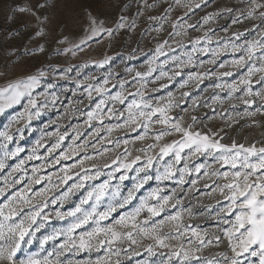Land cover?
Here are the masks:
<instances>
[{"label":"rangeland","instance_id":"374dc122","mask_svg":"<svg viewBox=\"0 0 264 264\" xmlns=\"http://www.w3.org/2000/svg\"><path fill=\"white\" fill-rule=\"evenodd\" d=\"M255 2L260 4L264 3V0H255ZM10 3L20 6L35 5L37 0H10ZM197 3L200 4L198 8L195 7ZM49 4L54 7L43 10V14L50 18V23L45 26L46 35L43 37H35L36 21L29 14L17 13L13 19H6L4 13L0 12V87H5L8 83L26 74H34L38 70L46 72L40 86L32 93L33 98L37 100L35 108L28 106V97L25 96L20 103L0 113V132L7 130L13 137L11 141H5L0 136V161L5 163V168L0 169V187L4 186L5 177L11 182L12 179L24 176L21 183L9 189V195L16 191L23 192L28 186L35 192L50 188L52 184H58L59 187L48 195L59 196L78 181L76 172L84 175L81 168L75 167L70 173L72 179L67 184H60L59 178L64 175L61 169L78 164L85 156L93 157L92 160H86L83 166L90 170L89 174L94 175L97 168L102 174L95 180L87 181L85 188L72 193L62 206L60 203L56 205L49 203L48 208L45 209L50 215L49 220L39 232H36L31 244L22 245L16 259L26 260L29 256L43 258L53 252L64 237L49 241L43 247L41 240L55 230L66 228L72 219L71 217L64 220L57 219L55 212L57 210L67 212L74 208L87 190L109 178L108 174L118 166L112 164V160L117 156L124 160L128 153L130 155L124 162L130 163L136 156H140L141 159L133 164L130 170L121 169L114 173L109 193L119 185L120 196L117 199L122 202L123 197L135 188L136 183L142 180L145 174L152 179L134 192V199L129 204L122 208L118 207L109 220L102 222L103 224L111 223L121 215L132 212L145 197L149 196V193L159 189L158 196H169L171 202L165 206L159 216L153 217V220L158 222L179 211L183 216V224L197 228L201 232H215L217 224L215 216L221 206L217 200L220 199L223 204L227 202L223 201L218 193H211L215 183H222L211 173L213 169L226 171L227 167H221L206 154L196 155L176 164L174 168L176 174L170 179L157 180L156 176L163 173L169 162L174 161L171 154L161 158L159 147L164 143L178 140L180 136L173 132L161 141H156L154 137L164 128L163 125L150 124L145 135L142 127L125 124L127 105L133 99L140 101L143 98L153 107H164L169 103V93H171V99L177 102V106L168 113L173 118V122L182 116L184 117L182 123L187 126L192 124L191 116H196L198 119L193 125L194 130L208 132L210 129L213 131L223 129L220 132L223 136L222 143L231 144L235 141L245 146L251 144H255L256 147L264 146V101L257 97L255 103L248 107L239 99L243 91L233 93L229 98L227 88L223 90L215 88L217 83L231 84L246 75V67L232 64L233 60L243 55V52H233L231 45L261 38L264 21L261 20L259 12L264 9H258L252 18H246L247 13L252 10L253 0H207L206 3L204 0H180L178 4L176 0H49ZM84 6H91L94 14L104 21L105 26L113 29L116 28L120 17H125L126 28L115 31L112 37L103 35L90 41V46L84 47L83 51H76L75 55L71 52L64 54L62 52L64 48L79 42L83 29L79 26L65 28L63 35L68 37V41L58 43L62 35L59 22L65 18L69 10L79 12ZM226 9L232 11H225ZM209 15L212 18L205 23L204 18ZM233 18H239L240 23L233 24ZM81 23H83L82 17ZM258 25L261 28H257ZM238 32L243 33L240 40L235 39V34ZM196 40H200V44L196 47L207 48L208 51L194 52L193 42ZM165 41L167 44L162 49L163 54L157 53L158 45ZM40 45L45 49L42 53L37 51ZM225 45L228 46L225 48ZM213 49H221V51L213 57ZM189 53L193 58L192 64L186 63ZM106 57L112 59L101 67L99 62ZM174 57L178 59H173ZM211 60H215V63H209ZM221 64L225 67L221 68ZM224 71H231L232 75H212ZM162 72L167 75H162ZM177 72L180 74L176 75ZM194 72L207 73V75L201 82L189 81L190 73ZM137 73L141 75L137 76ZM260 75L262 74L257 73L253 77V91H259L264 86L256 82ZM105 80L108 81L107 84L104 83ZM185 81L188 83L185 87H181ZM121 83L124 85L123 88L120 87ZM49 84L53 87L49 88ZM97 87H103L105 91L97 93L95 91ZM117 92L123 94L125 98L123 104L112 100ZM183 92H188L190 95L183 97L181 95ZM137 93L142 94V97ZM214 97L219 99L214 100ZM101 100H104L105 104L101 106L98 115L102 117L103 123L99 118L86 123V113L95 110L96 104ZM26 106L32 113L31 119L25 116L18 123L15 122L16 118L25 112ZM257 107H261L262 111L252 116L245 115L246 110L255 112ZM109 109L114 111L110 112ZM37 111L39 115L35 114ZM120 112H124V117L118 115ZM117 124L123 127L115 128ZM110 127L113 131L108 132L107 129ZM138 135H145V139H136ZM60 136L64 137L62 141L59 139ZM125 140L129 143L124 144ZM117 141L119 146L116 144ZM57 143L59 147L49 153L48 150ZM154 143L157 147L150 149L149 145ZM5 144L7 149L4 147ZM17 148L23 151L15 157L5 156L6 150L12 152ZM62 153H72L71 159L66 161L61 159L60 163H56V159ZM182 155L187 157L188 150L186 149ZM29 156L34 158L29 160ZM149 157L153 158L152 166L146 169V173H137L136 170L144 167ZM21 160L25 161L23 169L20 172H13L12 169ZM105 162L111 167H103ZM185 163L190 169L201 164L206 167L202 168L200 173L192 171L190 175H185V182L180 184L179 169H183ZM93 164L97 168H93ZM34 168L39 169L36 176H50L51 181L45 179L40 184L29 185ZM205 171L209 173L208 176L204 175ZM121 175H126L127 179L121 181ZM192 180H196L197 183L193 185ZM205 184L209 187H205ZM29 195H32V192ZM177 200L180 201L179 204H176ZM110 201V195L106 196L98 211H104ZM3 202L4 198L0 197V203ZM91 203L90 201L89 205ZM148 203L156 204L157 200L149 199ZM173 204L176 206L172 207ZM89 205H85V208ZM147 215L145 211L141 213L139 219L143 220ZM79 231L81 230H77V233ZM189 238H191L190 232L180 241L184 243L185 248L188 247ZM27 239L29 238L26 237ZM150 243L151 240L143 237L139 238L137 244L125 242L120 245L119 256H112V261L118 259L120 264H161L167 259L169 249L156 248L153 255L147 251V245ZM220 253H225L229 257L232 255L224 244L219 246L213 244L196 255L201 258L200 264H205L206 261L227 264ZM104 255L103 249L93 250L90 253H66L61 260H95ZM240 259L244 264L250 262L258 264V258L249 257L247 254ZM171 264H178V261L174 259ZM193 264L196 262L193 261Z\"/></svg>","mask_w":264,"mask_h":264},{"label":"snow or ice","instance_id":"6c2138e0","mask_svg":"<svg viewBox=\"0 0 264 264\" xmlns=\"http://www.w3.org/2000/svg\"><path fill=\"white\" fill-rule=\"evenodd\" d=\"M180 0H176L178 4ZM206 3L207 0H204ZM54 5L49 4V0H37L35 5H16L10 3V0H0V12H3L6 19H13L17 13L29 14L36 21L35 37H43L46 35V25L50 23L48 15L43 14V10ZM195 7H200L197 3ZM258 9H264V3L257 4L253 0L252 10L247 13L246 18H252ZM225 11L231 12V9ZM259 16L264 21V11L259 12ZM81 17L83 23H81ZM211 15L204 18V22L207 23L211 19ZM151 19H156L151 17ZM125 17L121 16L120 21L117 23L116 28L106 27L104 21L94 14L91 6H84L79 12L69 10L65 18L59 22V28L61 31V39L58 43H67L68 37L63 35L65 28L69 26H79L83 29V35L78 43H73L70 47H66L62 50L64 54L71 52L73 55L76 51H83L84 47L90 46V41L96 40L98 37L107 35L112 37L115 31L125 29L126 24L124 23ZM233 24L240 23L239 18H233ZM194 27V26H192ZM261 28V26H257ZM262 35L260 39L245 40L242 44L233 43L231 45L233 52L242 51L238 59L232 61L235 66L246 67L247 73L240 77L238 82L231 84H215V88L225 89L227 88L229 98L232 97L233 93L243 91V95L239 97L242 102L251 107L255 103V99L258 97L261 101H264V86L259 91H253V77L257 73L262 75L257 79V83L264 85V28L261 29ZM179 35V33H177ZM243 33H236L235 39L240 40ZM98 42V41H97ZM210 42V41H209ZM167 44V41L158 45L157 53L163 54L162 49ZM193 51L207 52V48H198L196 45L200 44V40L193 42ZM228 45H225L226 48ZM38 52H44L43 45L37 48ZM221 49H213L212 55L215 57ZM112 58L106 57L100 61V66L108 64ZM173 59H178L174 57ZM193 58L191 53L188 54L187 62L192 64ZM251 62V63H249ZM209 63H215V60L209 61ZM203 64V62H201ZM179 67V65H178ZM221 68L225 65L221 64ZM180 73L177 72L176 75ZM140 76V73L136 74ZM162 75H167L163 73ZM207 73L194 72L190 73L188 80L201 82ZM212 75L219 76H231V71H224L222 73ZM46 76V72L38 70L34 74H26L20 79L8 83L5 87H0V113H3L6 108L12 107L14 104L20 103L21 99L25 96L28 97V106L35 108L37 106V100L33 98V91L38 88L42 82V79ZM159 79V77H157ZM108 83L107 80L104 81ZM188 81H185L181 87H185ZM49 88L53 85L49 84ZM124 87L123 83L120 85ZM97 93L105 91L103 87H97L95 89ZM139 95L142 94L137 93ZM89 98H91V92H89ZM183 97L190 95L188 92L181 94ZM169 103L164 107L153 105L143 100L138 101L133 99L127 105V117L125 124L132 126H139L144 129L145 135L147 134L150 124L155 123L163 125L161 129L154 137L156 141H161L165 136L172 135L173 132L179 134L180 138L174 140L172 143H164L159 147L161 158L168 155H173L174 161L169 162L165 167L163 173L156 176L157 180L170 179L176 173L174 171L175 165L179 164L182 160H187L189 157L196 155H207L219 164L221 167H227L228 170L220 172L217 169H213L211 175L218 177L222 183H215L212 187L211 193H218V196L226 201L223 204L220 199L217 203L220 204V208L216 213L215 219L217 221L216 231L209 233L208 231L201 232L197 228H190L188 225L182 223L183 216L181 212H176L174 215H168L164 219L158 222L153 220V217H157L164 211L165 206L171 202L169 196H158L159 189L153 190L149 193L148 197H145L140 205L136 207L132 212L121 215L119 219L114 220L111 223L103 224V221L109 220L111 214L116 211L118 207L122 208L124 205L129 204L134 199V192L143 186L148 180L152 179L151 176L145 174L142 180H139L135 188L130 190L127 196L123 197L122 202L117 198L120 196L119 185L115 186L111 193H109L110 182L114 178V173L124 169L125 171L130 170L132 165L141 159L140 156H136L130 163L124 162L127 160L126 154L124 160H121L119 156L112 160V164L118 166L113 170L112 173L108 174V179L104 180L103 183L91 187L86 191V194L82 196L79 203L74 208L67 212L57 210L55 216L57 219L64 220L71 217V222L64 229L55 230L50 235H46L41 240V247L47 244L49 241H56L60 237H64L63 241L43 258H37L36 256H29L26 260H17V253L21 250L22 245L27 243L31 244L35 238L36 232H39L41 228L45 226L50 218L49 213L45 212L48 208L49 203L56 205L63 203L68 200L69 196L75 191H79L85 188L86 182L89 180H95L101 176V171L95 164L93 168H97L94 175L89 174V169H85L84 162L86 160H92L93 157L85 156L76 165H69L62 168L61 171L64 173L59 178L60 184H67L72 179L73 168L79 167L84 171V175L80 172H76L75 175L78 177V181L73 183L67 191L63 192L59 196L49 197V192L53 189L58 188V184H52L50 188H44L40 191L33 192L30 186L21 191L9 193V189L14 187L16 184L21 183L24 180V176L19 179H12L9 182L8 177L4 178V186L0 187V197L4 198V202L0 203V264H120L117 259L115 262L112 261V256H119L120 245L125 242L131 244H137L139 238H147L152 243L147 245V251L150 254H155V249H169L167 259L162 261L161 264H171L175 259L178 264H200V257L196 253L201 252L204 248H207L213 244L219 246L224 244L225 247L231 252L229 257L225 253H220L227 261V264H244V261L240 257L247 256L258 258V264H264V146L256 147L255 144L245 146L244 144H238L232 141L231 144H225L221 141L223 136L220 132L213 131L208 132L196 131L193 125L197 121L196 116H191L192 124L185 126L182 121L184 117H179L173 122V118L169 116V111L177 106V102L171 99V93H169ZM55 99V96H53ZM219 99L218 97H214ZM112 100L119 101L121 104L124 103L125 98L121 92H117ZM105 104L104 100H101L96 104L95 110L86 113V123L94 120L101 119L98 113L101 110V106ZM28 106L25 107V112L21 113L16 118L15 122L23 119L25 116L30 120L32 113L28 111ZM109 111H114L109 109ZM262 111L261 107H257L255 112L245 111V115L252 116ZM39 115V111L35 113ZM120 117H124V112L118 114ZM155 118V119H154ZM231 119V118H230ZM123 125L117 124L115 128H121ZM170 129V130H169ZM108 132L113 131V128H108ZM145 135H138L136 139L143 140ZM0 136L5 141H11L13 137L6 130L0 132ZM61 141L64 139L63 136L59 138ZM39 144V141L37 142ZM124 144H128L129 141L125 140ZM119 146V141L116 142ZM7 149V144L4 145ZM59 147V143L52 145L48 151L51 153L54 149ZM157 144L149 145V148H156ZM188 150V156L182 155L185 150ZM23 149L17 148L15 151H5V156L15 157ZM106 151V150H105ZM35 153V149H33ZM103 155V153H101ZM72 157V153H62L60 157L56 159V163H60V160H69ZM34 156H29L28 159H33ZM39 158V157H35ZM153 158L149 157L144 167L138 168L137 173L145 172L146 169L152 166ZM25 164L24 160H21L13 169V172H20ZM103 167H111L108 162H105ZM204 164L196 166L194 169H190L185 163L183 169H179L180 179L179 183L183 184L185 175H190L192 171L200 173L202 168H205ZM5 168V163L0 161V169ZM39 169H33V177L29 181L31 184H40L42 180L47 179L51 181V177H38L35 174ZM11 173H9V176ZM205 176H208L207 171L204 172ZM127 179L126 175H121L120 180ZM191 183L195 185L196 180H192ZM205 187L209 185L205 184ZM32 192V195L29 193ZM211 193H208L211 195ZM111 197V201L108 203L104 211H98L101 202L106 196ZM149 199H156V204H149ZM92 202L89 205V202ZM180 201L177 200L176 204ZM85 205H89L85 208ZM176 205L173 204L172 207ZM25 209H28L25 211ZM147 212L148 215L140 220L141 213ZM35 226V227H33ZM167 229V230H166ZM77 230H81L77 233ZM191 233V238L187 240L188 247L185 248L184 243L180 242L182 239ZM26 237L29 239L26 240ZM172 241L180 243L173 244ZM103 249L105 255L103 257H97L95 260H67L62 261L61 257L65 256L66 253L79 254L81 252H92L100 251ZM163 255V253H162ZM54 258H50L53 257ZM205 264H214L213 261H206ZM251 264V262H250Z\"/></svg>","mask_w":264,"mask_h":264}]
</instances>
